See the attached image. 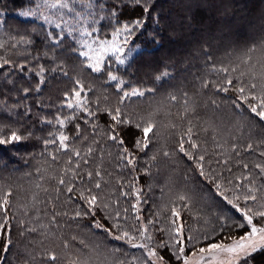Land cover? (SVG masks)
I'll return each mask as SVG.
<instances>
[{
    "label": "snow or ice",
    "instance_id": "obj_1",
    "mask_svg": "<svg viewBox=\"0 0 264 264\" xmlns=\"http://www.w3.org/2000/svg\"><path fill=\"white\" fill-rule=\"evenodd\" d=\"M75 3L76 0H42V5L36 4L35 7L61 12L67 10L82 18L83 13L76 12L73 7ZM87 7H96L103 11L107 4L97 2L94 5L92 0H89ZM126 9L137 12V15L130 20H121L120 17ZM19 15L27 18L35 16L36 12L29 8L27 11H21ZM40 15L45 22L52 23L50 16L44 15L43 12ZM105 18L108 20L109 29L99 35L97 33L100 30L94 26L71 30L69 35L74 37L73 44L65 51L80 58L82 67L92 73H105V83H113L118 97L117 103L113 106L101 104L99 97L92 99L88 95L93 92L92 87L86 89L81 79L73 78V87L64 93L60 102V108L67 109L69 114H57L54 119L42 121L52 125L56 131H49L50 138L42 141L43 149L40 154L45 157V162L50 159L59 167L46 177L44 173H48L49 169L54 167L53 164L49 163L48 169L43 171L36 169L35 191L32 192L28 203L20 208L27 219L12 223L16 220L12 214L13 190L11 186L0 184V264H7L6 254L15 247L12 234L17 228L21 239L28 236V243H32L37 235L60 238L57 233L61 228L71 229L73 225L79 228L82 221H88L83 227L89 232L99 230L105 234V239L120 242V246L95 241L89 243L76 233L71 234L68 239H61L62 255L55 251L33 255L28 243H25L21 250L26 257L25 264H32L37 259L42 264H264V162L255 163L252 168L247 163L237 162L236 167L241 171L236 175L229 166L231 154L225 156L222 161L216 159L214 163H222L224 171L231 174L228 177L213 167L206 160L207 149L201 150L198 139L201 132L208 133L210 129L187 119L195 109L190 106L186 91H181L179 95L169 92L167 100L173 105H181L182 111L178 112L177 116L181 121H186L187 126L180 130L181 125L170 121L165 127L176 135L175 147L172 151L157 148L156 141L161 134L160 122L156 119L159 110L147 115L131 110V104L139 102L133 100L134 97L145 98L146 93H155L157 89L135 86L111 71L112 63L130 66L136 56L141 54L137 50L139 46L131 43L137 34L146 36L153 43L158 42L157 33L146 29L149 20L153 25L159 26L160 13L156 0H113V6L107 10ZM54 26L61 28L60 23H55ZM47 39L58 49L65 37L49 32ZM18 43L31 44L34 41H25L21 37ZM11 47L15 48L16 43ZM5 48L6 45L0 43V50ZM257 53L259 55H256ZM63 54L62 52L61 55ZM35 59L39 60V57ZM52 59L53 64L48 68L42 64L38 65L36 76L39 80L34 89L37 93L45 83L46 72L53 76L59 73L68 77L64 62L55 57ZM236 59L239 63L217 64L211 62L212 57L208 56L206 70L218 79L197 77L199 87L201 90L211 89L217 95L224 93L237 114L242 113L247 117L251 127L264 128V38L253 42ZM12 64L11 60L0 56V69L11 67ZM16 67L25 73L32 70L28 68L27 62H21ZM170 76L171 73L165 70L156 75L155 79L161 81L162 78ZM6 82L12 81L8 79ZM30 90L24 88V95L27 96ZM229 92L233 95L227 96ZM103 99L108 101L109 97L104 96ZM212 105L219 107L215 99L212 100ZM168 114L171 115L170 112ZM104 116L107 117L103 123L104 135L112 142V146H118L117 158L122 163L118 164L117 168H131L132 172L147 178L143 184L140 182V175L132 176L128 182H124L122 178L118 179L120 191L116 199H112L116 196L114 191L108 190L109 194L106 195L110 181L105 179L102 165H97L96 170L83 167L89 165L97 149L88 144H85L83 149L76 147L77 143L88 140L86 135H81V124H74L75 131L72 136L61 131L73 120H82L84 124L91 125L94 130L93 143L99 144L100 141L95 139L99 133L95 130L101 127L100 120ZM217 131L213 129V141L217 140ZM27 139L28 137L17 130L5 133L4 128L0 127V147L12 146L9 150L16 151L15 146ZM260 145H264V139L257 141L256 147ZM243 150L253 152V143H247ZM231 152L236 156L240 155L235 144L231 146ZM62 155H65L66 159L61 165ZM161 156L171 162L173 171L175 165L182 160L190 161L188 170L198 173L204 182L211 185V190L216 196L220 197L219 212L212 222L211 229H186L187 220L182 213L188 212L193 219L201 218L198 211L193 213L195 193L190 190L173 192L167 185L160 187L159 191L161 198L165 194L168 195V202L153 214L154 218L142 217L143 205L148 204L155 195L153 169H156L158 174L157 161ZM259 156L264 157V150L259 152ZM103 159L101 152L99 160ZM138 160L143 161L142 167L137 166ZM26 174L31 175L30 172ZM44 179L54 181V186H45ZM182 179L187 182L189 177L184 175ZM41 192L45 194L43 198H40ZM130 197L133 198L130 201L133 219L139 221V224L131 228L124 223L128 221L129 209L120 208L121 199L127 200ZM58 204L61 210H58ZM65 206H71L70 210ZM161 213H167L163 216L166 221L164 224H161ZM204 223L207 225L209 221L205 219ZM53 229L57 231L54 232ZM125 245L127 248L123 247ZM128 248L138 250L139 254L130 253Z\"/></svg>",
    "mask_w": 264,
    "mask_h": 264
},
{
    "label": "trees",
    "instance_id": "obj_2",
    "mask_svg": "<svg viewBox=\"0 0 264 264\" xmlns=\"http://www.w3.org/2000/svg\"><path fill=\"white\" fill-rule=\"evenodd\" d=\"M40 2L42 0H0V43L6 45L4 50H0V56H5L13 62L11 67L6 66L4 69H0V127L4 128L5 133L17 130L28 137L27 140L15 146L16 151L9 150L12 146L0 147V184L11 186L13 190L12 214L16 217V220L12 221L13 224L19 219H27L23 216L20 208L21 205L28 203L32 192L35 191L36 169L40 168L43 171L48 169L49 163L53 164L54 167L49 169L48 173H44L46 177L59 167L50 159L45 162V157L40 154L43 149L42 141L50 138L49 131H56L52 125L44 124L42 121L54 119L57 114H69L67 109L60 108V102L63 100L64 93L73 87V78L81 79L86 89L91 86L95 95L93 92H89V97L92 99L99 97L101 104L107 103L114 106L118 99L113 83H105V73H92L89 69L82 67L80 58L65 51L70 49L73 44L74 37L69 35L71 30L94 26L100 30L97 33L99 35L109 29L105 16L107 10L112 8L113 0H92L94 5L97 2L106 3L107 8L103 11L96 7L89 9L87 7L89 0H76L77 12H82L83 17L68 12L66 24L61 25V28L42 22L40 17L29 19L19 15L21 11H27L29 8L38 14L35 5ZM156 7L160 13L159 26L153 25V22L149 20L146 29L154 30L157 33L158 42L153 43L146 36L137 34L131 43L139 46L137 50L141 54L136 56L130 66L111 64V71L122 76L131 84L157 89L155 93H146L145 98L134 97L133 100L139 102L131 104V110L142 115L159 110L156 119L160 122L161 134L156 141V147L168 151L174 149L177 137L172 134L171 129L165 127L170 121L181 125L180 130L187 126L186 121H181L177 116V113L182 111L181 105H173L171 101L167 100L169 92L179 95L181 91H186L189 104L195 109V112L190 113L187 119H191L194 124L210 129L208 133L201 132L198 139L201 143V150L207 149L206 160L213 167L228 177L231 174L224 171L222 163L216 165L214 163L216 159L222 161L225 156L231 154L232 159L229 166L232 167L233 173L236 175H239L241 171L236 167L237 162L247 163L250 168L255 163L263 162L264 157H260L259 152L264 149V145L256 147V144L260 139H264V128L251 127L247 117L242 113L237 114L230 101L225 98L224 93L217 95L211 89L201 90L197 77L218 79L206 70V65L209 63L208 56L212 57L211 62L217 64H236L239 63L236 59L238 55L242 54L253 42H259L264 38V0H156ZM85 15H88L89 22H86ZM135 15L137 12L126 9L120 19L130 20ZM74 18L79 23H76ZM49 32L65 37L60 48L57 49L47 39ZM21 37L25 41L32 40L34 43H18ZM76 38L78 39V37ZM13 43H16L15 48L11 47ZM45 52H47L46 56ZM62 52L63 55H61ZM37 56L39 60L35 59ZM53 57L64 62L68 77L59 73L53 76L46 72L45 83L41 86V91L37 93L34 89L39 80V77L36 76L38 65L50 67L53 64ZM21 62H27L28 68L32 70L26 73L21 72L16 67ZM107 67L108 65H106ZM165 70H168L171 76L157 81L155 76ZM8 79L12 82L7 83ZM125 86L127 87V85ZM26 87L31 89L27 96L23 93V89ZM232 95V92L227 94V96ZM104 96H108L109 100L104 101ZM213 99L219 105L218 108L212 105ZM169 112L171 115L168 114ZM105 119H107L106 116L101 117V127L95 130L99 133L95 136V139L100 141L99 144L93 143L92 133L94 130L91 125L84 124L82 120H73L61 131L72 136L75 131L74 124H81V135H86L88 140L77 143L76 147L83 149L85 144H88L97 149L89 165L83 167L96 170L97 165H102L105 179L110 181L106 195L109 194L108 190L114 191L116 196H113L112 199H116L120 191L117 184L118 179L122 178L124 182H128L132 176L140 175V182L143 184L147 178L140 173L132 172L131 168H117V165L122 162L117 158L118 146H112V142L107 140L104 135L103 123ZM245 125L249 126L245 127ZM213 129L218 130L215 133L216 141L211 139L214 134ZM249 142L253 143L255 149L251 153L243 150ZM233 144L237 145V150L240 151L239 156L231 152ZM101 152L104 155L103 161L99 160ZM65 159L66 156L62 155L61 165ZM157 163L159 164L158 174L157 170L153 169V183L156 184L155 195L142 211L145 219L153 217L152 213L154 214L159 209V204L167 196L165 194L161 198L158 189V186H163L165 181L175 185L180 184L179 187H183L180 191L190 190L193 192L196 189L198 191H195L197 198L208 195L211 198H220L211 190V185L198 176V173L188 170L187 166L191 163L190 161L182 160L178 165H175V171H173L171 162L162 156L158 158ZM137 166L142 167L143 161L138 160ZM29 172L31 175L26 174ZM108 173L111 175L109 176ZM184 175L189 177L187 182L182 179ZM43 182L45 186H54L55 184L54 181L47 179H44ZM44 195L41 192L40 198H43ZM132 199L131 197L127 200L121 199L122 208L128 207ZM57 207L58 210H61L59 204ZM65 207L70 210L71 206ZM209 207V202L203 207L208 214L210 213ZM203 209L198 208L194 212L198 211L201 216L204 213ZM182 215L186 218L187 225L190 224L192 215L189 213H182ZM87 223L88 221H82L80 227ZM73 227L76 226L73 225ZM66 229L61 228L58 232L66 231ZM53 231L57 230L53 229ZM21 240L17 228L12 234L15 247L6 254L7 264H19L18 259H24L25 256L22 255L20 249Z\"/></svg>",
    "mask_w": 264,
    "mask_h": 264
},
{
    "label": "rangeland",
    "instance_id": "obj_3",
    "mask_svg": "<svg viewBox=\"0 0 264 264\" xmlns=\"http://www.w3.org/2000/svg\"><path fill=\"white\" fill-rule=\"evenodd\" d=\"M40 4L42 5V2H40ZM73 7L75 8V10L77 12L76 5H73ZM41 12H43L44 15L50 16L52 23L45 22L43 20V17L40 15ZM85 16L87 17L86 22H89L88 15H85ZM35 17H40L42 22L47 23L49 25H55V23H60L61 25H64V24H66V21H67L68 11L67 10H63L61 12L60 10H49L47 8L41 7L40 9H38V14L36 13L35 16H29L27 18L35 19ZM73 20L76 23L78 22V20L76 18H74ZM263 162H264V160H263ZM166 185L170 186L173 192L180 191V189L183 188V187H179V186H181L180 184H176L175 185V184H173L171 182L167 183V181H165V183H163V186H160V187H165ZM160 187L158 186V189ZM165 190H166V193H167V187H166ZM200 190H202L201 187H200ZM195 191L198 192L196 189H195ZM195 191H193L195 193V195H194L193 212L196 209H198V208L203 209V207L209 202L210 213L208 214L207 210L203 209L204 213L201 215V218L200 219H193L192 218V220H190V224H188V225L186 224L185 227H186V229L191 227L193 230L200 229L201 231H203L205 229H211L212 222L215 221L216 215L219 212L220 198H217V197H216L217 199L211 198V197H209V195L197 198ZM195 198H197V199H195ZM167 202H168V195L165 196L163 201H161V203L159 204V209L156 212L160 211L162 205L167 203ZM129 204L130 205L127 207L129 209V212L127 214L128 217H129L128 221L127 222L121 221V222L126 223V225L129 228H131V227L139 224V221H136L135 219H133V212H132V209H131V203L129 202ZM122 206L123 205L121 203L120 204L121 210L123 209ZM144 207H145V205H143L142 210H141L142 217H144V214L142 212ZM184 213H188V212H184ZM166 215H167V213H161V224L166 223V221L163 220V216H166ZM151 216H153V213H152ZM150 218H153V217H150ZM205 218L209 221V223L207 225L204 223V220H203ZM76 233H79V235L81 237L85 238L89 243H92V242L95 241V242H103L105 244H114V245L120 246V242L112 241L110 239H105V234L103 232L99 231V230H93L92 232H89L88 229L83 228V227H79V228L72 227L71 229L67 228L66 231L63 230V231L58 232L57 236L60 237V238H52V237L45 238L44 236L37 235L32 243H28L29 237H27V238L21 240V242H20V247L21 248L20 249L22 250L24 244L28 243V248L32 251L33 255H36L38 253H43V252H46V251H55V252L60 253L62 255L63 254V250H62L61 239H68L71 234H76ZM41 241H43V243H41ZM123 247L127 248L126 245L123 246ZM127 250L130 253L139 254V251L136 250V249L128 248ZM25 259H26V257H24V259H18V263L19 264H25ZM32 264H42V262L39 259H37L36 261H33Z\"/></svg>",
    "mask_w": 264,
    "mask_h": 264
}]
</instances>
